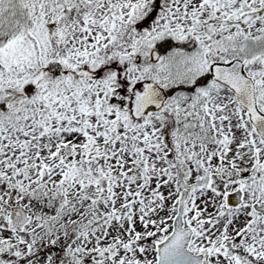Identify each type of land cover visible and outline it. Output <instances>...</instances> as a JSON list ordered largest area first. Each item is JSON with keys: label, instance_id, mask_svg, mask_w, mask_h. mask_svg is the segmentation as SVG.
<instances>
[{"label": "snow or ice", "instance_id": "obj_1", "mask_svg": "<svg viewBox=\"0 0 264 264\" xmlns=\"http://www.w3.org/2000/svg\"><path fill=\"white\" fill-rule=\"evenodd\" d=\"M0 264H264V0H0Z\"/></svg>", "mask_w": 264, "mask_h": 264}]
</instances>
